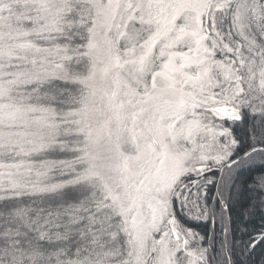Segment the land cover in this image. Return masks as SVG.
<instances>
[{
    "label": "rangeland",
    "instance_id": "obj_1",
    "mask_svg": "<svg viewBox=\"0 0 264 264\" xmlns=\"http://www.w3.org/2000/svg\"><path fill=\"white\" fill-rule=\"evenodd\" d=\"M74 1L0 0V152L80 150L70 160L1 161L0 197L98 179L120 217L133 264H202L206 248L174 218L171 199L182 197L199 216L198 198L188 195L196 181L182 178L230 159L235 140L215 109L234 107L238 115L261 101L264 48L256 34L246 35L237 0H81L93 15L84 50L91 67L76 77L65 66L71 58L65 46L40 43L63 31ZM254 3L264 39L258 8L264 0ZM230 8L238 39L218 23ZM25 21L33 25L23 27ZM52 78L82 82L83 106L57 111L13 96L25 84ZM71 135L80 137L72 146ZM78 163L86 165L80 177L47 181L52 171Z\"/></svg>",
    "mask_w": 264,
    "mask_h": 264
},
{
    "label": "trees",
    "instance_id": "obj_2",
    "mask_svg": "<svg viewBox=\"0 0 264 264\" xmlns=\"http://www.w3.org/2000/svg\"><path fill=\"white\" fill-rule=\"evenodd\" d=\"M258 1L237 0L233 6L240 9L246 35L256 34L259 48H264L252 12ZM260 7L259 13H264ZM232 8L220 12L218 23L224 25L227 35L238 39L233 30L236 9ZM68 11L63 31L52 33L50 40L40 43L65 46L71 56L65 62L69 73L85 77L91 67L84 50L93 15L88 3L81 0H75ZM21 25L30 27L33 23L25 21ZM86 94L87 88L80 81L52 78L25 84L13 96L23 103L69 111L81 108ZM259 97L261 101L243 106L238 115L220 120L235 140L230 159L219 166H199L204 168L202 174L190 173L182 178V183L196 181L188 195L190 199L198 198L199 216L191 214L182 197L171 199L174 218L181 227L192 230L206 248L202 264H264V93ZM79 138L71 135L66 139L72 146ZM253 148L258 149L240 157ZM79 153L60 145L30 153L6 149L0 152V162L70 160ZM237 157L238 161L227 165ZM85 169L84 163H78L67 170H54L47 181H71ZM0 264L133 263L120 217L105 197L101 182L79 179L53 191L0 197Z\"/></svg>",
    "mask_w": 264,
    "mask_h": 264
},
{
    "label": "water",
    "instance_id": "obj_3",
    "mask_svg": "<svg viewBox=\"0 0 264 264\" xmlns=\"http://www.w3.org/2000/svg\"><path fill=\"white\" fill-rule=\"evenodd\" d=\"M215 111L220 115V116H223V117H234L236 114V109L234 107H230V106H219L215 109ZM258 148H253L249 151H247L245 154H243L242 156L240 157H246L248 156L249 154H251L252 152L256 151ZM240 157H237V158H234L232 160H230L227 165L228 166H231L232 164H234L236 161L239 160Z\"/></svg>",
    "mask_w": 264,
    "mask_h": 264
}]
</instances>
